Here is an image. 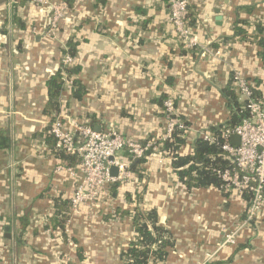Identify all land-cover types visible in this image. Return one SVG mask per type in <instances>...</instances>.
<instances>
[{"label": "crops", "instance_id": "crops-1", "mask_svg": "<svg viewBox=\"0 0 264 264\" xmlns=\"http://www.w3.org/2000/svg\"><path fill=\"white\" fill-rule=\"evenodd\" d=\"M49 1L0 0V134L9 140L0 149V264H128L122 253L135 240L129 211L138 203L157 209L171 234L159 264H264V209L245 224L239 194L189 189L169 160L160 161L163 154L137 163L131 180L111 187L98 207L72 212L82 176L78 159H61L48 132L60 115L66 124L115 130L131 141L160 138L163 102L171 94L193 128L226 125L234 111L223 89L230 85L238 97L235 71L264 95V64L253 37L257 25L264 28V0H187L198 39L191 49L169 20L167 0ZM52 5L66 9L48 36ZM237 27L247 38L235 34ZM70 41L76 55L68 67L81 70L66 76L59 110L50 113L47 82ZM76 79L84 90L79 97ZM57 199L69 202L64 227L55 221L61 219ZM235 228L238 244L221 247Z\"/></svg>", "mask_w": 264, "mask_h": 264}, {"label": "built area", "instance_id": "built-area-1", "mask_svg": "<svg viewBox=\"0 0 264 264\" xmlns=\"http://www.w3.org/2000/svg\"><path fill=\"white\" fill-rule=\"evenodd\" d=\"M48 3V0H38ZM169 3V20L179 39L188 49L198 44L197 36L187 20V0H167ZM54 23L64 14L66 6L52 5ZM54 24V25H55ZM62 62L65 65L74 63L70 54H65ZM232 83L238 97L236 112L241 121L235 126H224L221 134L210 128H193L183 118V113L177 106V95L165 97L163 111L165 129L160 138L147 140L145 143L131 141L115 130H96L92 125L70 122L66 124L63 117L56 115L50 122V133L56 139V146L67 154L78 159L82 176L77 183L71 197L72 212L76 213L84 208L98 207L99 202L110 193V186L114 183H126L133 176L131 169L133 161L146 158L148 151L162 155L160 147L165 140L174 141L175 135L186 136L187 146L181 154H194V142L201 139L210 144H221L219 157L227 161L225 168L214 169L222 181V188L226 192H235L246 203L244 223L253 224L255 218L264 209V103L257 100L254 85L240 71H235ZM243 112H246L244 115ZM237 134L240 144L231 142V136ZM128 153L126 157L123 153ZM176 151L165 152L160 161L176 159ZM178 153V152H177ZM151 154V155H152ZM200 165V163H198ZM118 168V175L111 174V167ZM72 168L59 166L58 171ZM239 229L228 230L220 246H236L238 244Z\"/></svg>", "mask_w": 264, "mask_h": 264}, {"label": "trees", "instance_id": "trees-1", "mask_svg": "<svg viewBox=\"0 0 264 264\" xmlns=\"http://www.w3.org/2000/svg\"><path fill=\"white\" fill-rule=\"evenodd\" d=\"M256 30L257 32L253 35V37L256 39L255 42L259 46L258 54L264 64V28H262L261 25H257ZM235 34L247 38L246 32L241 27L236 28ZM69 45L71 48L69 50L65 49L64 55L70 54L74 58V56L76 55L75 45L73 47L71 41ZM80 70L81 67L79 65L68 67L62 62L58 71L50 77L47 82L49 94L47 109L50 113L59 110V99L64 90L66 76L77 74ZM73 83L74 86L78 87L76 92H74V95L78 97L82 96L84 90L81 82L76 79L73 81ZM223 92L234 111L231 119L227 122L226 126H235L241 121L242 118V115H240L238 111L236 112V92L231 88L230 85L228 87H225L223 89ZM254 92L257 100L264 103V95L260 90L257 89V85L254 88ZM243 114L245 115L246 112H243ZM224 126L225 125L212 127V130L218 134H221ZM49 131L50 127H48V132ZM51 137L53 139V144L56 145L57 141L53 134H51ZM188 140L189 139H187L186 136L180 135L178 133L177 135H175L174 141L165 140L162 147H160V151L162 154H165V152L170 150L176 151V159L171 163L180 181L186 184L189 189H192L194 187L198 188L215 186L226 192L222 188L221 179L214 171V169L225 168L228 166L227 161L219 157L222 141L220 142V144H210L201 139H197L195 140L193 145L194 154H181V151H183L187 146ZM8 142V138L0 134V149L8 147ZM145 142L146 141H144L143 143ZM55 153L60 156L61 159H65L73 163L72 157L63 150H58L57 148V151H55ZM127 154L128 153L125 152L123 153V156L126 157ZM151 154V150L147 152V155ZM146 158H140L138 159L139 161H133L131 166L132 171L135 172L137 163L144 162ZM198 163H200V165H198ZM119 184V182L114 183L112 186H110L109 190L112 187V190L116 191ZM128 198H130V195H128ZM141 201V196H138V202ZM138 204L132 211H129L134 222V229L136 232L135 240L132 241L128 249L123 251L122 258L128 264H159L168 256L167 249L172 245V240L170 238L171 234L166 228L159 224V213L157 209L154 208L146 211L145 209H142V207ZM56 206L58 207V211L56 212V214L57 216H60L61 219L57 220L55 218V221H58L57 225L59 227H64L68 217L69 202L57 199ZM64 211H66L65 214L62 213Z\"/></svg>", "mask_w": 264, "mask_h": 264}, {"label": "water", "instance_id": "water-1", "mask_svg": "<svg viewBox=\"0 0 264 264\" xmlns=\"http://www.w3.org/2000/svg\"><path fill=\"white\" fill-rule=\"evenodd\" d=\"M216 11L219 13L220 12V9H216ZM221 15H219L218 17H217V20L218 21H220L221 20ZM231 142L233 143V144H235V145H239L240 144V137H239V135H237V134H234V135H232L231 136ZM137 160V159H136ZM135 160V161H136ZM111 174L113 175V176H117L118 175V168L116 167V166H112L111 167Z\"/></svg>", "mask_w": 264, "mask_h": 264}, {"label": "rangeland", "instance_id": "rangeland-1", "mask_svg": "<svg viewBox=\"0 0 264 264\" xmlns=\"http://www.w3.org/2000/svg\"><path fill=\"white\" fill-rule=\"evenodd\" d=\"M49 1V0H48ZM50 2V1H49ZM48 2V3H49ZM51 3V2H50ZM52 4V3H51ZM63 16H64V14L62 13V15L59 17V20L56 22L57 24H55L54 23V19H53V17H54V12H52V14H51V17H50V23H49V25H50V27H49V29H48V33H47V35L48 36H54L55 35V33H56V30H57V28H58V26H59V23H60V21L62 20V18H63ZM55 24V25H54Z\"/></svg>", "mask_w": 264, "mask_h": 264}]
</instances>
